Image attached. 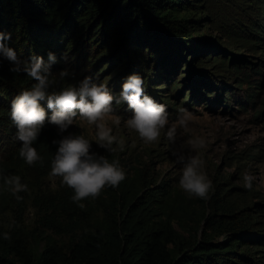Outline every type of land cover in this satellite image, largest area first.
<instances>
[{"label": "rangeland", "instance_id": "obj_1", "mask_svg": "<svg viewBox=\"0 0 264 264\" xmlns=\"http://www.w3.org/2000/svg\"><path fill=\"white\" fill-rule=\"evenodd\" d=\"M188 2V8L201 9V13L192 17L189 16L192 15L189 14L192 13L191 10H181V17L188 15L187 20L191 19L186 30L189 41L180 42L170 32L165 33L161 38L162 44H167L168 47L164 45V48L168 52L156 55L157 58L148 69L144 63L135 60L133 54L124 52L139 42L129 38L131 34L128 32L127 36L115 40L113 31H110L109 36H102L104 44L98 41L91 47L96 52H107L109 59L99 63L100 53L93 54L95 63L90 66L88 61L92 54L84 56L86 40H81L66 55L67 59L65 56L61 58L60 70L52 71L56 83L50 91L58 92L91 77L93 82L107 85L113 95L121 92L122 84L128 76L139 74L144 80L145 94L165 105L169 113V125L161 131L157 142L146 144L138 133L126 127L125 121L132 115L127 103L113 105L114 115L121 118L119 125L113 118L107 119V126L118 140L112 145L115 151L109 152L99 147L96 143V127L79 118L66 132L61 133L57 126L53 127L62 137L83 135L92 143V148L108 159H117L120 166H125L123 170L130 172V175L135 171L132 168H140L149 184L146 192L165 190L166 194L170 193L163 197L170 198L175 228L184 236L188 235L189 227L183 228L182 222L190 221V216H183L185 211H191L198 217L218 190L229 194L226 202L234 203L239 218H253L256 230H264V0ZM198 20L201 22L197 23ZM158 21L161 24V20ZM257 33L259 43L250 44L249 41L256 40L253 35ZM183 38L185 37L181 39ZM149 43L156 46L153 40ZM137 47L141 48L137 45L135 49ZM140 50L137 49L139 52ZM145 53L146 56L150 55L148 51ZM115 55L120 58L118 64H114L113 60L111 62ZM122 64L123 67L120 68ZM62 70H67L69 76L61 79L59 72ZM181 108L192 114L187 128L176 123ZM173 125L176 129L174 143L166 134ZM190 139H202L204 147L193 148L187 143ZM120 140L123 141L122 148ZM188 155H199L204 161L203 171L213 184L206 200L190 197L179 186L183 165L177 160L180 157L187 158ZM245 172L254 177L250 190L244 184ZM27 179L29 190L26 194L32 200H28L25 208L22 205L20 218L18 209L9 208L6 216H0V225L4 224L11 229L15 218L21 219L22 230L33 233L31 243L36 239L40 243V249L53 242L63 251H68L83 231L78 228L88 229L95 221L102 220L95 200L89 198L80 202L84 204L83 209L87 211L86 218L89 222L82 224L76 216L77 212L72 211L74 214L71 216L62 209L49 211L48 219L55 220L54 223L50 220L44 222L41 212L34 206L35 197L39 196L46 202L58 196V201L73 207L77 205L72 201L74 192L63 185L62 178L58 176L49 174L41 180L34 177ZM68 190L71 191V198L65 200L63 198ZM200 220H203L202 216ZM48 225L56 228L48 229ZM201 226L205 228L206 225L201 222ZM202 234L201 231V236ZM226 237L227 234L222 233L214 235L212 239L222 242ZM263 245L256 244L248 248L264 249ZM263 256L264 254L259 253L253 255V262L250 264H264Z\"/></svg>", "mask_w": 264, "mask_h": 264}, {"label": "trees", "instance_id": "obj_2", "mask_svg": "<svg viewBox=\"0 0 264 264\" xmlns=\"http://www.w3.org/2000/svg\"><path fill=\"white\" fill-rule=\"evenodd\" d=\"M188 4V0H0V31L11 33V40L6 43L15 49L21 60L37 55L43 56L47 62L48 52H53L57 56V63L52 66V71L60 70L61 58L73 51L81 40H86L84 56L92 54L88 61L90 66L95 63L93 54L100 53L99 63L109 59L107 52H96L91 47L98 41L104 44L102 36H109L110 31H113L115 40L128 32L131 34L128 37L140 44L122 51L133 54L134 59L144 63L148 69L156 55L168 52L164 45L168 46L162 44L161 38L165 33L170 32L180 42L189 41L186 30L191 19H187L201 13V9H190L186 6ZM181 10H191L189 14L192 15L181 17ZM158 20H161V24ZM200 22L198 20L197 23ZM177 29L179 31L176 32ZM253 36L256 40L249 41L250 44L259 43L258 33ZM148 40L155 41L156 46H152L153 43L150 44ZM147 44H150L149 47L144 48ZM137 45L141 46L137 47L141 49L140 52L135 49ZM145 51L150 55L146 56ZM115 56L111 62L113 60L114 64H118L120 58ZM12 66L7 60L0 66V216H6L9 208H15L20 211V218L22 205L25 208L30 199L26 194L28 191L19 193L23 199L18 201L10 191L5 190L3 177L18 175L29 190L27 178L41 180L50 174L51 163L58 149V144L53 141L63 137L46 122L33 143L41 160L29 166L20 158L22 142L16 139L18 129L10 118L11 104L36 81L24 73L11 72ZM41 105L50 117L47 102L42 101ZM91 152L104 156L94 148ZM109 158L110 162L118 161ZM133 169V175L125 172L126 179L118 188H105L94 199L102 220L95 221L88 229L78 228L83 231L68 251H63L53 242L44 249H40L36 239L31 243L33 233L22 230L19 218H15L11 229L1 224L0 264H250L253 255L264 254V249L248 248L264 244V230H256L253 218H239L234 203L226 202L229 194L218 190L198 217L191 211H185L183 216H190L189 219L185 217L190 221L182 222L183 228L189 227L188 235L184 236L175 228L170 198L163 197L170 193L166 194L165 190L146 192L149 184L144 172L140 168ZM65 196L63 199H70L71 191H66ZM58 200V196L46 202L39 196L35 197L34 206L41 212L44 222L50 220L54 223L55 220L48 219L49 211L53 209H62L71 216L74 214L72 211L77 212L76 216L82 224L89 222L86 210ZM13 204L15 207H12ZM201 216L203 220H200ZM201 222L206 225L205 228ZM47 228L56 227L48 225ZM5 233L11 237L9 240L4 239ZM222 233L227 234L224 241L212 239L214 235Z\"/></svg>", "mask_w": 264, "mask_h": 264}, {"label": "clouds", "instance_id": "obj_3", "mask_svg": "<svg viewBox=\"0 0 264 264\" xmlns=\"http://www.w3.org/2000/svg\"><path fill=\"white\" fill-rule=\"evenodd\" d=\"M11 40V33L0 31V66L7 60L13 73H24L36 81L30 89L23 90L11 104L10 118L18 129L16 139L22 142L19 156L29 166L34 165L41 157L33 143L37 141L46 122L57 126L61 133L66 132L74 121L79 118L96 127V143L107 151L117 143V137L107 126V119L113 118L119 125L120 117L114 115V104L127 103L132 115L125 121L126 127L138 133L146 144H153L160 139L161 131L169 125V113L166 106L157 103L151 96L145 94L144 80L139 74L128 76L122 84L118 95H113L105 84L93 82L91 77L81 80L78 85H72L60 91H50L56 83L52 66L57 63V56L48 52V61L43 56L33 55L21 60L15 49L6 41ZM65 59L67 57L65 56ZM69 76L67 70L59 72L61 79ZM42 101L47 102L51 110L49 117ZM192 114L186 109H180L176 123L187 128ZM175 125L167 130V138L175 142ZM58 149L51 163L50 175L62 178V184L74 192L72 201L84 208L83 200L98 198L105 188H118L126 179V173L119 161H109L105 156L92 153V143L83 135H68L59 141ZM193 148L204 147L202 139L187 141ZM119 144L123 147V141ZM178 163L183 165L179 179L180 188L190 197L208 199L213 189L212 181L203 171L204 161L199 155L180 157ZM254 177L245 172L243 180L247 189L252 188ZM6 191H10L18 201L23 197L21 192L28 191V186L22 183L18 175L3 177ZM8 233L4 239L9 240Z\"/></svg>", "mask_w": 264, "mask_h": 264}]
</instances>
